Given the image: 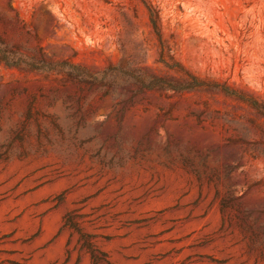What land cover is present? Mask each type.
Returning <instances> with one entry per match:
<instances>
[{
    "label": "rangeland",
    "instance_id": "1",
    "mask_svg": "<svg viewBox=\"0 0 264 264\" xmlns=\"http://www.w3.org/2000/svg\"><path fill=\"white\" fill-rule=\"evenodd\" d=\"M81 234L264 264V0H0V264H91Z\"/></svg>",
    "mask_w": 264,
    "mask_h": 264
},
{
    "label": "trees",
    "instance_id": "2",
    "mask_svg": "<svg viewBox=\"0 0 264 264\" xmlns=\"http://www.w3.org/2000/svg\"><path fill=\"white\" fill-rule=\"evenodd\" d=\"M192 82L196 83V78L191 77ZM196 87V84L189 86L188 89H192ZM81 239H84L82 247L85 248L86 252H88L91 264H111L108 260L106 254L100 250H98L89 240L88 236L81 234Z\"/></svg>",
    "mask_w": 264,
    "mask_h": 264
}]
</instances>
